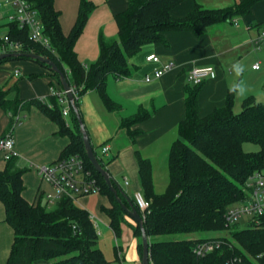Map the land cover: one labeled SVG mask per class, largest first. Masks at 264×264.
Segmentation results:
<instances>
[{
  "label": "trees",
  "instance_id": "trees-1",
  "mask_svg": "<svg viewBox=\"0 0 264 264\" xmlns=\"http://www.w3.org/2000/svg\"><path fill=\"white\" fill-rule=\"evenodd\" d=\"M36 9L44 24V33L50 39L51 50L44 49L30 40L29 29H20L9 23L7 36L11 42L22 45L21 51L9 53L35 54L51 60L64 74L71 87L76 88V106L86 92L98 90L110 110L114 104L106 94L107 78L118 79L132 76L129 58L138 54L148 44L164 42L167 32L194 31L198 27L232 21L246 15L260 0H241L234 8L206 9L196 0L194 9L184 18L172 17V11L188 0H127L128 8L116 16L118 36L113 40L100 41L98 60L86 68L75 52L94 5L82 1L77 21L69 35H65L60 22L56 0H26ZM30 60L49 69L61 84L60 75L49 66L25 56L10 57L0 61ZM203 85V84H202ZM192 85L188 92L186 119L180 124L178 139L169 156V184L166 191L155 192L153 174L149 161L140 159L139 174L145 198L150 202L143 214L135 199L125 196L114 184L117 195L90 162L84 144L79 120L71 110L75 130L67 128L58 100L53 108L33 101L50 120L60 127V135L70 138V145L62 158L80 155L86 168L92 172L101 188L102 195L110 200V208L102 211L110 220L116 238L123 234L130 203L143 219V226L150 242L151 264H264V215L254 220L241 221L232 227L230 236L186 240H162L175 234H213L226 229V214L235 204L246 198L244 187L256 172L264 173V104L254 98L247 99L242 111H234V94H229L223 109L216 110L206 118L199 116L198 96L201 86ZM25 104V103H24ZM10 92L0 89V109L14 114L24 105ZM80 112V111H79ZM12 119V127L15 119ZM142 115L125 123L144 120ZM253 144L258 151L246 152L244 146ZM98 156V155H97ZM101 165L105 168L102 160ZM25 170L17 167L14 159L0 172V201L6 210V222L14 231V243L7 264H111L99 248V235L90 213L69 199H64L51 209L41 200L30 203L23 197ZM118 198L122 203H119ZM243 226V227H242ZM142 247V228L133 227ZM217 239L221 248L198 258L194 254L200 242Z\"/></svg>",
  "mask_w": 264,
  "mask_h": 264
},
{
  "label": "crops",
  "instance_id": "crops-1",
  "mask_svg": "<svg viewBox=\"0 0 264 264\" xmlns=\"http://www.w3.org/2000/svg\"><path fill=\"white\" fill-rule=\"evenodd\" d=\"M9 0H0V36L9 31L8 16L14 9ZM82 1L94 5L86 27L78 39L75 52L87 68L100 56V41L113 40L118 36L116 16L128 8L127 0H56L55 8L60 12V22L65 35H69L77 21ZM206 9H226L238 6L241 0H196ZM195 0H188L172 11V17L181 19L193 9ZM209 3V4H206ZM207 5H216L209 7ZM264 26V0L256 2L244 16L210 27L199 26L194 31L167 32L164 42L148 44L135 56L129 58L133 69L129 78L109 76L105 90L109 99L116 104L110 110L98 90L86 92L79 99V111L90 143L96 155L125 196L134 199L137 192L143 194L140 174V159L150 162L155 192L163 194L169 184V156L173 144L180 139L178 129L186 119V100L193 89L188 77L195 67H214L215 79L203 83L199 90L200 118H206L216 110L223 109L229 94H234V111H242L243 103L254 98L264 104V43L257 48L254 41ZM1 54V53H0ZM155 54L160 63L147 61ZM172 63L174 68L162 78L146 83V77L158 68ZM259 65V69L253 66ZM16 71L20 76L16 77ZM18 97L23 106L18 114L22 120L12 127L13 115L0 109V137L12 133L17 167L24 169L23 197L30 203L39 200L45 204V195L52 188L42 181L37 167L57 162L70 145L68 136L60 135V127L50 120L33 101H43L50 107L54 98L52 89L64 90L51 71L30 60L7 61L0 64V89ZM77 100V99H76ZM71 106V104H70ZM54 107V106H53ZM51 108V107H50ZM62 111V106H60ZM72 110V107H71ZM17 114V115H18ZM71 115V111H70ZM63 117L67 128L75 130L70 117ZM149 115L144 120L125 124L132 119ZM109 146L107 154L102 148ZM8 161L0 152V172ZM75 203V202H74ZM95 218L99 239L107 233L120 247V264H142L139 256V238L133 227L137 222L126 216L121 238H116L110 227L108 216L102 208H110V200L102 194H92L75 203ZM14 243V231L6 222V210L0 201V264H7ZM36 264H48L37 262Z\"/></svg>",
  "mask_w": 264,
  "mask_h": 264
},
{
  "label": "built area",
  "instance_id": "built-area-1",
  "mask_svg": "<svg viewBox=\"0 0 264 264\" xmlns=\"http://www.w3.org/2000/svg\"><path fill=\"white\" fill-rule=\"evenodd\" d=\"M9 5L13 7L14 11L8 16L10 23H15L20 29H29L30 40L44 49L51 50L50 39L44 33L43 21L36 9L26 0H9ZM264 43V26L254 41L257 48ZM22 45L19 43L11 42L7 35L0 36V53L19 52ZM148 62L160 63V57L151 54L147 57ZM174 65L168 63L158 68L152 75L146 77V83H151L154 80L162 78L167 72L172 70ZM259 65L253 66V69H259ZM16 77L20 76V71H16ZM217 76L214 67H195L189 74L188 80L191 85L200 86L209 79H215ZM71 92L77 95L76 88L72 87ZM51 96L58 100V104L62 106L63 117L70 115L71 106L64 90L52 89ZM43 103V101H40ZM53 108V105L50 106ZM16 127L22 120L20 114L14 117ZM109 146L102 148V153L107 154ZM0 152L5 156L6 161H10L19 157L15 149V140L12 133L4 137H0ZM37 173L51 188L52 192L45 195V206L48 209L54 207L57 203L64 199H69L72 202H77L78 199L92 194H100L101 188L97 179L91 171L86 168L85 161L80 155H74L68 158L59 159L51 165L37 167ZM244 192L246 198L241 202L235 204L229 209L226 214V226L231 229L241 221L254 220L257 217L264 215V173L256 172L247 181ZM135 202L140 211L145 212L150 207V202L145 198L144 194L137 192L134 196ZM95 225V218L91 217ZM222 246L221 241L211 239L200 242L194 249V254L198 258H205L215 250L220 249ZM119 258L122 257L120 247L117 245Z\"/></svg>",
  "mask_w": 264,
  "mask_h": 264
},
{
  "label": "water",
  "instance_id": "water-1",
  "mask_svg": "<svg viewBox=\"0 0 264 264\" xmlns=\"http://www.w3.org/2000/svg\"><path fill=\"white\" fill-rule=\"evenodd\" d=\"M21 56H25L27 58L34 60V61H39L41 63H44L47 66H49L52 71H54L55 73L60 75L61 84L63 86V89L65 92H67V96H68L69 101L71 103V107H72L74 113L76 114V116L79 120V124H80L81 131L83 134V139H84V144H85L87 156H88L90 162L93 164L96 171L102 175V177L105 179L107 185L110 187V189L113 191V193L115 195H117V190L114 187V184H116V182L114 181V179L112 178L110 173L106 169H104V167L101 165V163L99 161V157L96 155L94 148L92 147V145L90 143L87 131H86L84 124H83V121H82V117H81L80 112H79V110L76 106V103H75L76 98L73 95V93L71 92L70 85H69L66 77L64 76V74L60 71V69L51 60L46 59V58L39 56V55H35V54L3 53V54H0V61L7 59V58H10V57H21ZM118 188H119V191H122V189L120 187H118ZM118 201H119V203H122L120 198H118ZM130 206H131V210H129L127 207H125L123 205L124 209L128 212V215L130 217H132L142 228V247H143L142 264H151L150 242H149L148 235H147V233L144 229V226H143V219L131 203H130Z\"/></svg>",
  "mask_w": 264,
  "mask_h": 264
},
{
  "label": "rangeland",
  "instance_id": "rangeland-1",
  "mask_svg": "<svg viewBox=\"0 0 264 264\" xmlns=\"http://www.w3.org/2000/svg\"><path fill=\"white\" fill-rule=\"evenodd\" d=\"M209 4V3H206ZM209 7H214L216 5H207ZM87 68V67H86ZM70 85V84H69ZM70 88H72L70 86ZM240 112V111H239ZM244 150L246 152H255L259 150V147L253 144H246L244 146ZM5 157V156H4ZM243 227V226H242ZM97 230V229H96ZM230 229H226L224 232H221L217 235H213V234H198V233H194V234H175V235H169L166 237H162V240H186V239H199V238H209V237H214V236H230ZM98 233V232H97ZM141 241L139 239V245H140ZM139 247V246H138ZM99 248L102 250L106 260L108 262H110L111 264H120L118 261V255H117V251L114 245V238L111 235V233H107L105 234L103 237H101L99 239ZM139 256L142 259V254L139 251Z\"/></svg>",
  "mask_w": 264,
  "mask_h": 264
}]
</instances>
